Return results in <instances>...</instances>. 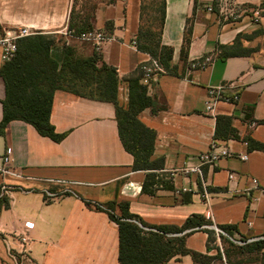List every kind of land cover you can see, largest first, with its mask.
<instances>
[{"label":"crops","instance_id":"crops-1","mask_svg":"<svg viewBox=\"0 0 264 264\" xmlns=\"http://www.w3.org/2000/svg\"><path fill=\"white\" fill-rule=\"evenodd\" d=\"M73 0H0V38L27 28L52 34L49 56L61 64L70 46L88 57L96 49L101 62L115 68L117 103L126 108L129 78L140 77L156 112L142 110L138 119L155 132L151 160L162 159L158 175L170 179L172 190L157 188L152 195L141 192L145 174L132 171V157L119 141L114 106L63 91H55L49 121L56 133H66L59 143L39 136L32 126L13 120L0 135V187L9 207L0 213V264H15L11 253L26 254L35 264H119L118 231L103 210L109 202L127 203L129 213L145 224L180 227L192 215L213 226H235L233 238L264 237V150L249 149L243 137L264 146V0H234L226 11L215 0H165L161 43L172 49L176 74L162 73L144 79L140 66L151 57L131 45L139 29L141 0L99 2L92 14L93 30L107 39L98 47L67 33ZM189 38L185 45V38ZM236 46L242 56L221 57L220 47ZM185 47V63L181 49ZM0 47V68L3 65ZM199 60L201 67H190ZM189 63V65H188ZM223 86V94H237L236 101H218L206 111L208 89ZM5 96L0 76V121ZM251 113L254 122L245 118ZM233 116L239 139L214 141L215 117ZM214 143L232 155L201 167L202 176L170 175ZM246 155L241 161L237 155ZM7 158V161L4 159ZM65 181L71 193L45 202L44 189L59 190ZM182 189L184 191H182ZM114 214L119 215L117 205ZM213 231V229H210ZM26 237V242L20 240ZM224 258L223 243L214 233ZM226 238V237H224ZM208 235L195 230L185 237V247L213 256ZM264 253V249L260 252ZM257 254L260 257L261 254ZM168 264H193L189 256Z\"/></svg>","mask_w":264,"mask_h":264},{"label":"trees","instance_id":"trees-1","mask_svg":"<svg viewBox=\"0 0 264 264\" xmlns=\"http://www.w3.org/2000/svg\"><path fill=\"white\" fill-rule=\"evenodd\" d=\"M160 2L158 19L154 16L147 19L146 13L155 14L156 11L151 7H145L144 1L141 0L140 24L134 40L137 50L156 60L165 73L175 75L176 67L171 65L172 49L161 43L165 0ZM93 11L88 20L78 23H74L70 16L67 33L79 37L83 33L92 31ZM155 21L157 26H154ZM54 41L55 37L52 34L41 32L19 38L16 41L13 58L4 62L0 68V76L5 87V96L1 101L0 135L4 134V128L9 122L17 120L32 126L39 136L54 143L61 142L66 133H56L49 121L55 91L67 92L93 101L108 102L114 106L119 141L123 149L132 157L131 170L142 171L145 174L141 192L152 195L157 188L172 190L170 179H162L158 175V171L162 168V159L151 160L155 132L138 119L139 113L144 109H150L153 113L157 111L153 99L147 95L146 86L140 84V77L127 80L128 103L126 108H123L117 103L116 70L101 62V54L96 49L90 56L83 57L77 54L74 48L66 46L63 60L58 65L49 56V49ZM188 41L189 38H185V45ZM220 49L222 58L245 54L236 46V42L232 46L220 47ZM180 57L185 63L184 46ZM232 117L224 115L215 117L214 141L239 139L238 132L232 125ZM245 118L248 122H254L250 112ZM262 124L264 125V122ZM242 139L249 149L264 150L262 144L253 141L250 137L245 136ZM116 205L120 211L119 215L114 214ZM92 206L96 210H103L109 220L117 226L119 264H168L170 260L183 256H189L193 264H219L217 262L221 260L219 250L213 246L215 232L209 229V226H213L212 222L202 216L192 215L180 227L156 226L145 224L137 216L129 213L127 203L109 202L105 208L96 204ZM8 207V197L5 194L0 195V213ZM215 227L229 237H232L236 231L235 226L230 225ZM195 230L207 233V249L216 248L215 255L200 254L185 247V237ZM219 238L228 246L223 251L226 263H230V255H237V251L240 253L245 250L250 254H259L264 249V240L239 247L220 234ZM260 254L256 259H259V264H264V253Z\"/></svg>","mask_w":264,"mask_h":264},{"label":"built area","instance_id":"built-area-1","mask_svg":"<svg viewBox=\"0 0 264 264\" xmlns=\"http://www.w3.org/2000/svg\"><path fill=\"white\" fill-rule=\"evenodd\" d=\"M31 35L30 31L27 28H20L18 29L14 34H4L0 38V47L2 49V55L1 58L3 62H8L10 61L15 52H16V41L19 38L29 36ZM81 40H89L94 43L96 47H98L102 42H104L107 37L103 33V31L100 30H92L86 33H83L79 36ZM131 45L133 47H136L135 40L133 39L131 41ZM202 62L199 60L193 61L190 63V67H201ZM140 71L142 73V77L144 79H152L156 78L159 74L164 73L163 68L159 65V63L154 60L150 59L148 63L143 64L140 66ZM208 101L205 103V108L206 111L211 113L214 109V104L218 101H236L237 99V94H231V95H224L223 94V86H217L213 88L208 89ZM232 153L223 146H217L216 144L212 143L211 147L209 150L205 153H202L198 156L196 164H189L186 162L182 167L177 169L175 172H171L170 175L173 176L176 173L182 174V175H197V176H202V171L201 167L204 165H212L216 161L222 158H227L230 157ZM237 157L241 161L246 160V155H237ZM7 161V158L4 159ZM54 185L56 184L57 186L63 185V188H59V190H53V189H44L42 191L43 199L45 202H53L61 198L63 195L71 193V189L69 186H66L68 183L65 181H54ZM1 192L0 195H7V193L11 190L9 187L3 185L1 186ZM182 191H184L182 189ZM211 229L215 231V233L220 234L224 237H226L230 242H232L236 246H244L246 244L258 241V240H264V237L260 238H251V239H242V238H233L229 237L225 232L222 230L218 229L215 226H210ZM21 242L25 243L26 242V237L21 236L20 237ZM11 258L15 261V264H18L15 258V254L11 253ZM224 258L222 257V260Z\"/></svg>","mask_w":264,"mask_h":264},{"label":"rangeland","instance_id":"rangeland-1","mask_svg":"<svg viewBox=\"0 0 264 264\" xmlns=\"http://www.w3.org/2000/svg\"><path fill=\"white\" fill-rule=\"evenodd\" d=\"M106 1L107 0H73L69 17L71 16V19L74 23H78L81 21L88 20V18L91 16V13H92L93 9L96 7V5L99 2H106ZM143 1H144L145 7H147V8L151 7L152 10L156 11L155 14H153V12L150 14L146 13L147 19L149 17H153V16L156 19H158V17H159L158 11L160 10V3H161L160 0H143ZM233 2H234V0H215V8L217 10L226 11L229 8H233V5H232ZM144 18L146 19V16ZM154 26H157V21H155ZM209 229H211L210 226H209ZM239 247H241V246H239ZM255 257H257V254H250L247 251L243 250L240 253L237 251V255L235 254V256L232 259L234 261H237V260L252 261L255 259ZM15 258H16V261L18 262V264H35L30 259V257H28L24 253H22V254L16 253Z\"/></svg>","mask_w":264,"mask_h":264}]
</instances>
